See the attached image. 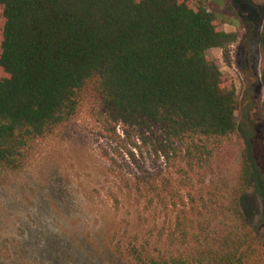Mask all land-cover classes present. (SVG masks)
<instances>
[{
    "label": "trees",
    "instance_id": "trees-1",
    "mask_svg": "<svg viewBox=\"0 0 264 264\" xmlns=\"http://www.w3.org/2000/svg\"><path fill=\"white\" fill-rule=\"evenodd\" d=\"M225 22L211 0H0V173L23 168L87 101L111 140L117 125L135 133L172 171L133 188L173 208L163 234L184 251L114 246L131 264H264V227L247 224L249 158L234 188L214 179L238 129L229 77L206 57L220 49L229 65L237 35ZM259 54L264 115V19Z\"/></svg>",
    "mask_w": 264,
    "mask_h": 264
},
{
    "label": "rangeland",
    "instance_id": "rangeland-1",
    "mask_svg": "<svg viewBox=\"0 0 264 264\" xmlns=\"http://www.w3.org/2000/svg\"><path fill=\"white\" fill-rule=\"evenodd\" d=\"M234 32L230 63L220 49L206 53L228 75L238 100L237 133L216 159V175L236 186L243 154L253 179L246 194L248 227H264V115L260 85L259 33L264 3L211 0ZM194 2L189 6L193 7ZM231 7L229 8V6ZM111 140L90 115L87 101L75 120L38 144L29 162L16 172L0 173V264H131L114 246L146 244L151 251L177 253L163 234L173 208L149 205L136 193L135 176L172 173L152 145L116 126ZM135 143V144H132Z\"/></svg>",
    "mask_w": 264,
    "mask_h": 264
}]
</instances>
